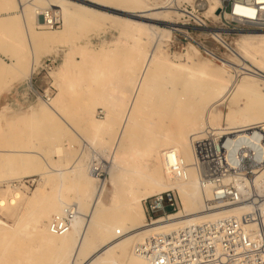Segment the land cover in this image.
<instances>
[{
  "label": "bare ground",
  "instance_id": "obj_1",
  "mask_svg": "<svg viewBox=\"0 0 264 264\" xmlns=\"http://www.w3.org/2000/svg\"><path fill=\"white\" fill-rule=\"evenodd\" d=\"M76 1L83 4L79 7L80 9L77 15L70 9L71 5L68 3V0H55V2L63 7L62 14L59 10L57 11L60 13L63 26L67 27V30L57 37L54 35L40 36L38 32L32 29L33 25L40 24L38 20L40 19V13L44 10H48H39L35 14V9H41L38 7L35 8L32 11V15L35 18H33V16L28 18L30 28L29 30H27V28L25 29V31H27V40L30 42V39L45 38L44 42L52 45L53 48L57 50L61 47H67V45H63L59 40H61V38L62 40H67L69 32H71L68 31V28L72 26L74 22H79L76 20H84V22L89 21L98 24L97 21H101L104 18L102 15H96L99 13L89 10L87 7L94 6L97 10H104L106 7L103 3H105L106 0ZM116 2L118 5L120 4L119 6L123 4L125 6L124 9H127L124 11L118 10L117 12L130 18L131 21H118L121 26L120 33L122 32L124 37L122 38L121 35L110 45L115 44L118 40L132 42L131 44L133 45L129 48L130 54L128 55V59L129 62H131V54L135 52L134 57L136 60L135 62H131V64L135 65L132 71L134 72L133 75L135 73L136 75L132 77V75L129 76L128 74V76H125L126 78L123 79L118 76L120 78V80H118L119 78L114 79L116 77L115 72L117 71L104 72L102 68H90L87 70L91 79V83L88 86L83 87L81 83L76 80L75 82L68 80V82L64 84L63 90L60 89L61 86L59 87V93L65 91L71 96L81 95L84 98L85 102L78 111L86 115V125H88L91 132L88 141L98 149H100V146L108 145L113 141L112 150H114V152L111 151L114 153L111 155L113 169L110 173L109 164L108 169L106 166V170L108 178L111 176L110 179L113 180L114 177L119 176L118 180L115 182L116 184L113 183V185L110 186V189L106 190L107 187L105 185L100 187L104 191H102L103 193L99 198L93 201L90 218L88 219L87 217V223L84 222L81 217L79 218L77 213L70 231L62 236H55L52 235L48 229L49 221L52 219H50L51 215L55 213V216L59 215L68 207H74L76 209L77 207L81 208L91 197L93 182H97L92 167V162H94L96 156L93 154L91 158V156L88 157L89 154L87 157H83L72 164L74 176H77L79 180L73 182L74 187L70 190L76 195L74 201L76 206L72 205V201L64 197L61 193L66 185V177L61 172L58 173L59 185L57 194L50 197L51 199L49 200H43L36 209L34 208L35 210L29 213L28 217H33L32 220L23 222L24 224L21 223L18 229H16L17 232H15L16 230L13 232L6 227L0 226V235L2 236V239H0V264H2V259L11 243L14 240H19L25 232L30 233L31 236L28 238L30 244L22 250L23 257L21 264H82L79 263V256L82 255V250L89 244L90 236L96 230L98 231L99 237H104L103 242L105 243L104 245H98L99 247L83 264H108L111 257L116 255L122 258L121 264H147L144 260L135 256L133 250L137 244H140L148 236L159 232H168L189 224L203 223L210 219L219 218L224 214L220 210L225 207L216 208L211 211L206 209L205 203L206 199H208L207 194H210V199L213 201V192L210 185L205 183L202 185V177L195 164L192 144L203 140V135L208 129H212L214 132L226 131L227 133L223 135L231 136L228 138L225 148L228 151L234 152L237 149L236 145L238 141L250 136V133L257 130V127L264 126V35H248L247 40L236 45L237 51L242 55L240 56L242 57V61H244V59H252L254 62H257L256 65L259 68L250 70L249 67L241 64L242 70L248 71V75L241 79L240 83L236 85L231 83L232 79L230 80L229 75L226 73L224 74L221 67L211 64L205 65L206 63L200 62L199 58L201 55L199 51L193 47H189L185 55V65H173L166 60L160 62L162 65H166L165 67H167V69L169 68L172 72H185L186 76L182 80L175 82L171 79L166 83L167 87L161 82H157L155 86H149L147 85V81L150 76L152 77V68H155L157 66L156 64L159 62H156L155 56L149 58L146 55L147 53L145 54V52L142 51L143 49L139 50V44L143 41L144 43L145 41H150L155 34L159 33L158 28L155 26L156 24L154 25L155 27L153 26V23H158V19L156 18L160 16L167 17L170 14L176 13L168 12L167 9L163 7L157 9L163 10L162 12L149 14L143 0H116ZM11 5L12 0H0V11L11 9ZM189 6L193 7L194 4ZM198 6L204 9V15L207 18H213L217 21L219 18L218 11L220 10L219 2L215 0H200ZM129 9H140L141 11L139 15H133L129 13ZM20 10L23 12V9ZM184 10L185 8L182 10L183 17L187 15ZM188 16L190 17V15ZM115 20L110 19V21ZM132 20L136 22L141 21L145 24L139 25L138 23H132ZM25 22L27 25V21ZM77 24L79 25V23ZM10 25V22L0 23V33L2 34L6 30V27ZM160 34H162L163 40L166 38V41L158 45V53L168 47L167 43L170 39V33L162 32ZM164 35L166 36L165 38L163 37ZM215 37L218 38V36ZM137 49L138 51L136 52L135 50ZM91 50L92 48L90 47H84L77 52L80 56L81 63L85 62V52ZM69 52H71V50ZM66 53L67 51H65L64 56ZM105 55L106 54L102 53L96 56L104 59L106 57ZM72 56H70V58H63L61 69H59L60 72L57 73V75L69 72V67L76 63ZM234 56L235 59L232 60L240 63L237 60L239 54L235 52ZM256 59L258 60L256 61ZM3 65L6 66L5 64ZM132 65H130L131 68ZM4 66L0 67V72L5 71ZM7 67L8 66H6V68ZM155 71L157 72V70ZM115 80H118L119 83H116ZM224 93L225 96L230 94L232 98L238 97L237 108L234 111H230L225 119L221 113L214 112L215 108H212V103L221 101L224 98V96L222 97ZM65 95L56 97L53 101V106H61L62 110L66 109ZM168 100L177 103L175 107L180 104L183 107L182 111L179 113L175 107H171L172 109L168 112L169 115L165 117L162 116L157 126H150L152 122L147 124V121L141 118L139 109L143 104L152 101V104H154L153 108H159L158 110L164 112L168 108L163 109L166 103H162ZM51 101L52 99L48 103H43L49 106ZM97 103L100 105L99 108L102 107L105 111L104 119L102 120H98L94 117L96 110L94 107ZM240 103H242L241 106ZM49 110L50 115L47 116L50 119L52 116H56L57 118L64 116L63 114L61 115L64 111H59V114L54 107H50ZM245 110H247V112ZM44 112L42 111V113ZM177 114L181 116L180 121L177 125L171 126L170 123L172 118H175ZM115 118L119 119L118 123L115 121ZM222 121L226 129L221 128ZM156 127L158 131L154 134H158L160 139L153 137V140L150 141V136ZM208 127L216 128L213 129ZM205 128L207 129L203 131ZM139 129H144V135L147 134V136H144L147 137L144 142L140 140L139 142H136L137 140L132 141L134 134H136ZM138 133L141 132L138 131ZM215 136H217V134ZM138 137H136V139ZM172 151L177 154L184 164L185 174L182 178H178L170 172L166 162V153ZM56 152L60 153L61 148H56ZM257 173L258 172L255 174L257 175ZM230 181L234 182L235 186L242 192H245L244 187L248 186L251 191H257L258 193L264 192V171L259 173V175L254 178L253 182H249V184H247L244 179L230 178L228 176L225 178L224 183L227 184L230 183ZM40 182L44 183V179L41 178ZM125 185H127V188L123 190ZM123 192H125L126 195L122 198L121 194ZM165 192H172L176 195L177 203L182 207V211L169 215L167 218L161 217L157 220H152V224H147L143 215L144 211H142V197L146 200L156 194ZM118 196L121 200L120 204L116 203ZM20 198L21 196L17 191L12 192L9 198L2 197L0 199V211L16 206ZM39 198V192H34L30 199V204L35 207ZM132 203H134V206ZM244 208H246V206L241 204L231 208L227 213L239 215L244 211ZM107 210H111L110 212L113 215L121 213V217L112 220L102 218V214ZM183 214L185 215L183 216ZM99 241L101 242V240ZM76 249L77 253H74Z\"/></svg>",
  "mask_w": 264,
  "mask_h": 264
},
{
  "label": "rangeland",
  "instance_id": "obj_2",
  "mask_svg": "<svg viewBox=\"0 0 264 264\" xmlns=\"http://www.w3.org/2000/svg\"><path fill=\"white\" fill-rule=\"evenodd\" d=\"M143 2L146 6V10L149 11V14L162 12L163 10L157 9L163 7H165L168 12L176 13L170 14L167 17L160 16L156 18L158 19V23H153V26L156 24L155 26L158 28L159 33L153 36V40L145 41L146 44L144 41L139 44V50L143 49L142 51L145 52V54L147 53L146 55L149 58L155 56L156 62H159L156 64L157 66L155 65V68H152L153 74L152 77H149L147 85L155 86L157 82H161L167 87L166 83L171 79L175 82L182 80L186 76L185 72H172L169 68L167 69V67H165L166 65H162L160 62L166 60L173 65H185V55L186 52H188L189 47H193L199 51L201 55L199 58L200 62L206 63L205 65L211 64L221 67L224 74L226 73L229 75L230 80L232 79L231 83L235 85L240 83L241 79L248 75V71L242 70L241 64L246 65L250 70L254 68L259 69L256 65L257 62H254L252 59H244V61H242V57H240L242 55L237 51L236 45L247 40L248 35H264V31H259L257 33L248 30L235 31L236 28L233 26L229 27L228 31L226 28L222 27V21L218 23L213 18H207L204 15V9L197 17L198 19H189L182 16V10L186 6L193 4L198 5L200 0H143ZM68 3L71 5L70 9L75 15L78 14L79 7L83 5L76 0H68ZM103 5L106 7L104 10H97L94 6L87 7V9L99 13L96 15L104 16L101 21H97L98 24L89 21L84 22V20H76L79 21L77 22L79 25L75 22L73 24L74 26L71 24L72 26L68 28V31L71 32H69L67 40H62V38L59 40L63 45H67V47H61L57 50L56 48L54 49L52 45L46 44L44 42L45 38L30 39L29 42L26 37L27 31H25L26 28L29 30L30 26L28 18L33 16L32 11L37 7L41 9H35V14L39 10L51 8L59 10L62 14L63 7L55 2V0H12L11 9L0 11V23H11L9 27H6V30L2 34L0 33V58L11 64L10 67L8 66L6 68V66L3 65L4 63H0V67L4 66L5 68V71L0 72V199L2 197L9 198L10 194L14 191H17L21 196L17 201L16 206L0 211V226L6 227L13 232L18 229L21 223L24 224L23 222H29L33 219V217H28L29 213L35 210L43 200H49L51 199L50 197L57 194L59 185L58 173L60 172L66 177V185L61 193L64 197H67L72 201V205L76 206V203H74L76 195L73 191H70L74 187L73 182L78 180L77 176H74L72 167V164L75 163V161L87 157L89 154L88 157L91 156L92 158L94 154V156H96L94 160H98L101 164H105L107 169L110 164V173L113 169L111 156L114 154L112 153L114 152V150H112L113 141L108 145L100 146V149L88 141L91 132L88 125H86V115L78 111L85 102L84 98L81 95L71 96L65 91L59 93L60 89L63 90V86L68 80L74 82L76 80L81 83L83 87L88 86L91 83V79L87 70L90 68H102L104 72L113 70V72L117 71L118 74L115 72L116 77L114 79L119 78L118 76H120V78L122 77L121 79L126 78L128 74L129 76L132 75V77L136 75V73L133 75L134 72L132 71V69L135 68V65L131 64V62H135L136 60L134 57L135 52L131 54V62H129L128 59V55L130 54L129 48L133 45L131 44L132 42L118 40L115 44L110 45L121 35L122 38L124 37L123 33H120L121 26L118 21H131V19L121 15L120 12L117 11H124L127 9H124L125 6L123 4L119 6L120 4L118 5L116 0H106ZM20 9H23V12H21L22 10ZM128 11L130 14L139 15L141 10L129 9ZM202 17L204 18L202 21L205 22L206 26L204 27L203 25H200L201 27H198L197 25ZM33 18L35 17L33 16ZM110 19H116L117 21H110ZM38 20L40 24L33 25L32 29L38 32L40 36L54 35L57 37L59 34H62V32L67 30V27H64L63 23L59 30H47L43 27L42 19L40 18ZM25 21H27V25ZM132 23H138L139 25L145 24L144 22H136L134 20H132ZM162 32L170 33V39L167 43L168 47L158 53V45L166 41V36H163L165 38V40H163L162 34H160ZM215 36H218L219 39ZM84 47H90L92 50L85 52V62L81 63L80 56L77 52ZM135 47L136 46L134 45V48ZM103 48L105 49L102 50ZM203 49L212 53L214 57H207L203 53ZM70 50L71 52H69ZM65 51H67V53L64 56ZM135 51L137 52L138 49ZM235 52L239 54L237 60L240 63L232 60L235 59ZM102 53L106 54L104 59L98 57ZM70 56L73 57V60L76 63L73 62L75 64L69 67L68 73L57 75V73L60 72L59 69H61L63 58H70ZM257 60L258 59H256V61ZM130 65H132V68ZM235 65L239 67H236ZM155 70H157V72ZM8 77L9 79L15 78V82H8ZM120 78L118 80H120ZM118 80H115L116 83H119ZM15 86L16 88H14ZM49 88L53 89V98L48 106L44 104L41 98H38L34 92L37 93L40 90H46ZM59 95H65V105L67 108L64 110H62L61 106H53V101ZM223 96L224 98L221 101L212 103V108H215L214 112L221 113L225 119L230 111H234L237 108L238 97L232 98L230 97V94L225 96V93L222 97ZM162 104H164V106L162 105L164 107H162L163 109L168 108L164 112L158 110L159 108H153L154 104H152V101L143 104L139 109L141 118H143L144 121H147V124L152 122L150 126H157L162 119V116H168L169 110L172 109L171 107L174 108L177 103L168 100ZM241 105L242 103H240V106ZM50 107H54L55 110L57 109L59 114V111L65 112L66 110V112L61 113V115H64L61 118L52 116L50 119L47 116L50 115ZM99 107L100 105L98 103L95 104L94 108L96 110L94 117L98 120H102L104 119L105 111L102 107ZM175 108L179 113L183 109L180 104ZM42 111L45 112L42 113ZM245 111L247 112V110ZM180 117V114H177L175 118H172L170 125H177L180 121ZM115 121L118 123L119 119L115 118ZM224 127L225 124L222 121L221 128ZM208 128L215 129L216 127ZM206 129L207 128L203 129V131ZM138 131L141 133H138ZM138 131L136 132V134L138 133L137 135L134 134L132 141L137 140L136 142H139L140 140L144 142L145 138H147L144 136H147V134L144 135V129H139ZM157 131L158 129L156 127L150 136V141L153 140V137L160 139L158 134H154ZM136 137L139 139H136ZM58 147L61 148L60 153L56 152V148ZM263 171L258 172L255 178ZM118 177H114L113 180L110 179L111 176L108 178L106 170V190L110 189V186L113 185V183L116 184L115 182H117ZM41 178L44 179V183L40 182ZM125 188H127V185L123 187V190ZM102 191L104 190L99 187L97 182H93L91 197L81 208L77 207V210L79 209L77 211L78 217H81L84 222L87 223V217L88 219L90 218L89 216L91 214L93 201L101 196L103 193ZM34 192H39L40 195L35 207L30 204V199ZM260 194H264V192L262 191ZM124 195H126L125 192L121 194V197H125ZM207 195L208 199H206L205 203L206 208L208 206L207 204L211 202L210 194L208 193ZM144 200V197H142L141 205L142 211H144L143 215L145 222L148 224L150 218H152V220L161 218L162 216L160 215L150 217L146 214L143 203ZM120 202L121 200L118 196L116 203L120 204ZM175 204L177 209L176 213H180L182 207L178 205L177 200L175 201ZM132 205L134 206V203H132ZM110 211L111 210L105 211L102 214V218L112 220L121 217V213L113 215ZM55 214H52L50 219L55 216ZM184 215L185 214H183V216ZM15 232H17V230ZM98 235V231L96 230L90 236L89 244L82 250V255L80 254L81 256H79V263H85L89 259V256L99 247L98 245H104V237H99ZM30 236V233L25 232L19 240H14L9 249L5 252L6 254L2 259V264H21L23 257L22 250L30 244V241L28 240ZM0 239H2L1 235ZM74 253H77V249L74 250ZM121 261L122 258L116 255L111 257L108 264H121Z\"/></svg>",
  "mask_w": 264,
  "mask_h": 264
},
{
  "label": "built area",
  "instance_id": "obj_3",
  "mask_svg": "<svg viewBox=\"0 0 264 264\" xmlns=\"http://www.w3.org/2000/svg\"><path fill=\"white\" fill-rule=\"evenodd\" d=\"M215 1L220 4L217 22L222 21V27L228 31L231 26L236 28L235 31H264V0ZM184 11L187 14L185 17L198 19L203 8L198 5L186 6ZM40 18L47 30H59L61 27L57 10H44ZM202 20L203 17L198 27L206 26ZM203 53L207 57H214L204 49ZM34 94L48 103L53 98V89L40 90ZM225 133L208 129L203 140L192 144L202 185H210L213 192V201L207 204L206 209L211 211L226 207L220 210L224 214L203 223L148 236L133 250L135 256L147 264H264V194L251 191L249 186L244 187L245 192H242L234 182L224 183L228 176L244 179L249 184L253 182L255 173L264 169V126L257 127L250 136L238 141L234 152L225 148L231 136L223 135ZM165 159L170 172L182 178L185 167L177 154L168 152ZM92 167L99 187L105 185V164L94 160ZM175 201L172 192H165L143 203L148 216L167 218L177 212ZM241 204L246 208L239 215L227 213L232 207ZM77 213L76 208L68 207L61 214L53 216L48 225L49 232L55 236L68 233ZM148 224H152V218Z\"/></svg>",
  "mask_w": 264,
  "mask_h": 264
},
{
  "label": "crops",
  "instance_id": "obj_4",
  "mask_svg": "<svg viewBox=\"0 0 264 264\" xmlns=\"http://www.w3.org/2000/svg\"><path fill=\"white\" fill-rule=\"evenodd\" d=\"M6 20H8V19H6ZM0 63H4L6 66H11V64L9 63V62H6L5 60H2L1 58H0ZM14 77V76H13ZM8 82L9 81H14L15 82V78H13V79H9V77H8V80H7ZM14 88H16V86L14 87ZM14 88H13V90H14ZM12 90V91H13ZM1 96V95H0Z\"/></svg>",
  "mask_w": 264,
  "mask_h": 264
}]
</instances>
